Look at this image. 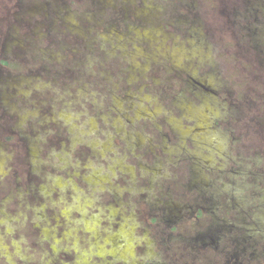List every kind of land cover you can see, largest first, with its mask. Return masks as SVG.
<instances>
[{
	"label": "rangeland",
	"instance_id": "1",
	"mask_svg": "<svg viewBox=\"0 0 264 264\" xmlns=\"http://www.w3.org/2000/svg\"><path fill=\"white\" fill-rule=\"evenodd\" d=\"M50 1L54 14L47 19L44 11L29 10L27 1L24 6L0 0V61H9L0 62V264H144L150 257L144 243H134L135 250L122 259L116 251L124 248L104 240L119 225L105 205L111 199L120 202L115 207L123 219L132 215L127 219L138 227L134 235L145 237L137 212L129 210L136 209L124 181L129 175L116 165L124 145L116 117L132 118L133 106L139 107L137 88L121 91L114 83L127 72L126 61L105 57L102 44L96 61L97 51L91 52L83 35L93 34L94 18L112 21L117 13H102L92 0ZM234 1L198 0L206 22L201 18L197 25L203 33L216 30L214 37L210 33L215 43L210 64L219 82L228 81L230 100L264 101V53H257L264 49V37L259 31L249 49L229 17V12L235 20L249 12V26L262 30L264 6L230 11ZM155 89L150 92L158 93ZM116 98L135 104L128 113L116 111ZM129 120L128 130L135 125Z\"/></svg>",
	"mask_w": 264,
	"mask_h": 264
},
{
	"label": "flooded vegetation",
	"instance_id": "2",
	"mask_svg": "<svg viewBox=\"0 0 264 264\" xmlns=\"http://www.w3.org/2000/svg\"><path fill=\"white\" fill-rule=\"evenodd\" d=\"M25 1L29 10L44 11L47 19L54 14L50 0H19L26 6ZM237 1L230 11L264 6V0ZM197 2L92 0L102 13L109 9L119 15L112 21L93 19V34H83L91 52L97 51L96 61L100 48L112 61H126L127 72L114 84L120 83L123 92L126 86V92L135 87L139 95V107L121 98L112 107L126 113L134 107L130 120L116 117L114 126H121L117 134L124 133L116 165L129 175L124 181L136 204L129 210L137 212L145 237L134 235L138 227L127 219L132 215L123 219L121 208L115 207L120 202L111 199L105 205L120 226L104 240L124 248L116 251L122 259L135 250L134 243H144L150 255L144 264H264V101L230 100L228 81L219 82L210 64L215 62L210 33L214 37L216 30L205 27L203 33L197 25L201 18L206 22ZM240 16L235 20L229 12L238 25L233 31L251 49L260 32L264 37V20L260 30L249 26V12ZM0 62L9 64L7 59ZM154 87L158 93L150 92ZM223 93L227 96L221 97ZM128 120L135 123L130 130Z\"/></svg>",
	"mask_w": 264,
	"mask_h": 264
}]
</instances>
